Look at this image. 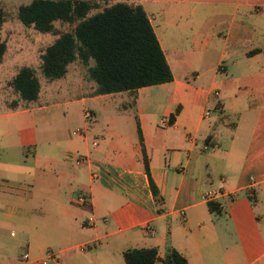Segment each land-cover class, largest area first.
Returning a JSON list of instances; mask_svg holds the SVG:
<instances>
[{
	"label": "crops",
	"instance_id": "1",
	"mask_svg": "<svg viewBox=\"0 0 264 264\" xmlns=\"http://www.w3.org/2000/svg\"><path fill=\"white\" fill-rule=\"evenodd\" d=\"M129 2L145 10L172 79L95 94L78 78L65 83L76 90L68 99L31 104L39 90L0 111L15 117L0 130V264H39L46 250L58 264H125L128 247L161 257L168 245L188 264H264V0ZM231 50L245 73L227 74ZM206 190L217 209L200 198Z\"/></svg>",
	"mask_w": 264,
	"mask_h": 264
},
{
	"label": "trees",
	"instance_id": "2",
	"mask_svg": "<svg viewBox=\"0 0 264 264\" xmlns=\"http://www.w3.org/2000/svg\"><path fill=\"white\" fill-rule=\"evenodd\" d=\"M18 20L40 32L56 34L39 53V70L46 79L64 75L67 65L77 59L86 65L87 77L94 82L93 93L120 90L134 91L143 85L157 84L172 79L169 64L142 5L126 0H29L16 9ZM4 11L0 6V26ZM73 23L71 29L57 31L53 21ZM0 37V61L5 51ZM255 47L247 53L255 52ZM24 101L34 100L39 91V80L34 69L21 65L8 81ZM17 100H11V106ZM178 105L168 114L171 121ZM136 131L143 166L150 192L162 207V196L149 175L138 123ZM209 210L217 209L208 200ZM125 264H188L187 259L168 245L159 257L154 246L128 247L122 251Z\"/></svg>",
	"mask_w": 264,
	"mask_h": 264
},
{
	"label": "rangeland",
	"instance_id": "3",
	"mask_svg": "<svg viewBox=\"0 0 264 264\" xmlns=\"http://www.w3.org/2000/svg\"><path fill=\"white\" fill-rule=\"evenodd\" d=\"M27 1L29 0H0V6L4 11V20L0 26V37L5 41L6 46L2 60L0 61V111L6 109V107H11L10 102L14 99L17 100V103L21 106L24 104V100L21 101L19 99L18 94L8 83L9 79L18 67L24 64L30 65L34 69L40 83L39 90H41V94L38 99L31 102V104H36L41 101H44L43 103H49L50 101H55L57 99L63 100L70 98L76 90L74 87H65V83L68 81L79 78V80L83 81L84 85L92 82V80L87 78L86 65L77 59L67 65L66 72L62 77L49 80L42 76L39 70V53L50 41V39L55 37L56 34L37 31L32 26H26L18 20L16 16L17 6L19 4L26 3ZM190 9H192L191 4L187 6V10L189 11ZM257 16L258 15L251 11L248 17L249 23L253 25L258 24ZM184 18L185 17L182 19L184 20ZM199 19H202V16H200ZM221 20H223V18ZM53 24L57 31L68 30L73 26V23L61 22L58 20L53 21ZM222 26L219 30H215L216 32L213 30V40H217L219 43L218 47L223 42L222 34H218L224 31ZM188 31V26L183 27L179 40L180 44L186 45ZM229 53L231 54H228L223 59V63L227 66V74L232 73L233 75H241L243 72L245 73L246 70L243 69L242 71V63L245 61V57L242 52L240 50H231ZM232 60H234L235 63H232ZM248 66L249 65L246 64V68ZM249 68H251V66ZM52 88L60 89L47 93L49 90H52ZM74 104L77 107L79 106L78 101H75ZM211 113L216 114L213 110H211ZM24 115L27 116L26 114ZM29 117L30 113H28L26 120L29 121ZM41 120L44 122V119ZM11 121H15V117L14 119H7L4 116H0V130L3 122L10 124L12 123Z\"/></svg>",
	"mask_w": 264,
	"mask_h": 264
},
{
	"label": "built area",
	"instance_id": "4",
	"mask_svg": "<svg viewBox=\"0 0 264 264\" xmlns=\"http://www.w3.org/2000/svg\"><path fill=\"white\" fill-rule=\"evenodd\" d=\"M214 93H217L216 91H214ZM208 113V108H204L203 109V114H207ZM85 114H87V112H85ZM75 132H79L80 130L78 128H75L74 129ZM94 143V142H93ZM204 147H206V144H204ZM83 159V156H77L75 158V163L81 161ZM215 192L211 191V190H206L204 192L201 193L200 195V198L202 200H210L213 198ZM85 201V197L82 195V194H77L75 196V202L79 203V204H82L84 203ZM91 221V217L89 216L87 219H86V222H90ZM81 248L84 246V244H80L79 245ZM21 257L23 259H26L28 258V252L27 251H24L22 254H21ZM39 264H58L59 262V259H58V256H57V252L53 251V250H46L43 254V256L39 257V258H36L35 259Z\"/></svg>",
	"mask_w": 264,
	"mask_h": 264
}]
</instances>
